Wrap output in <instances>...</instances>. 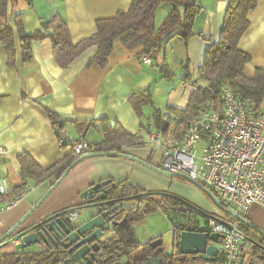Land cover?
<instances>
[{
  "label": "crops",
  "instance_id": "0c3cea01",
  "mask_svg": "<svg viewBox=\"0 0 264 264\" xmlns=\"http://www.w3.org/2000/svg\"><path fill=\"white\" fill-rule=\"evenodd\" d=\"M190 1L192 0H181V3L186 5ZM131 2L132 0H12L9 15L0 18V25L10 23L15 26L16 20L20 18L25 32L33 34L40 29L41 19H50L58 14L67 23L73 41L78 42L94 35L99 21L112 18L119 11L128 10ZM197 2L204 8V13L196 23V29L202 31V36H195L188 42L174 39L169 45L171 57L175 58L177 55L173 51H177L181 55L179 60L183 66L188 62V71L193 78L197 77L199 65L211 46L208 40L218 37L223 28L229 0ZM159 12H163L160 13L161 17ZM166 15V9L158 11V26ZM248 21L249 27L240 40L239 50L251 58L245 73L252 77L257 69H264V0H259L257 7L249 13ZM16 50L15 58L10 59L0 42V146L7 151L0 156V180H5L9 187L1 206L4 207L24 189L27 188L28 191L16 206L2 213L0 237L30 210L54 181L50 179L38 183L31 177L24 179L18 159L20 155L30 156L43 170L50 169L73 155V146L79 139H84L91 147L101 144L104 141V127L109 125L120 126L127 133L144 140L148 135V125L153 121L152 107L148 105L140 108L136 105L134 98L138 93L150 89L155 108L167 115L169 109L185 110L195 90L192 83L185 85L181 82L186 73V69L182 67L179 72L172 71L174 77L171 80L162 78L160 65L168 58V49H162L151 57L152 65H144L135 54L117 47L110 65L105 69L98 65L88 66L97 52L96 46L86 50L70 67L64 69L54 59L50 40L35 41L32 44V58L28 62L23 60L18 36ZM172 62L170 66L173 65ZM168 63L170 64L169 61ZM49 113L58 117V125L53 124ZM124 151L154 166H161L160 153L144 144ZM110 179L131 185V188L141 193H159L152 198L163 203H172L168 193L189 199V183L183 178H167L130 159L98 156L75 164L32 216L30 223L82 205L84 200L81 194L84 191L96 183ZM201 193H195L192 203L214 208L205 194ZM179 212L183 214L182 211ZM164 213L172 224L173 220L165 211ZM181 215L178 221H183ZM145 217L134 226L138 235L141 230L138 225L145 221ZM244 218L264 230L263 208L252 207ZM172 226L174 233V223ZM162 236V233H153L152 230L139 236L138 242L147 247L153 239ZM252 248L254 246L245 251L250 255ZM43 250V247L23 250L9 240L8 245L0 248V255H18L25 264H37L39 260L33 261L31 257L41 254Z\"/></svg>",
  "mask_w": 264,
  "mask_h": 264
},
{
  "label": "trees",
  "instance_id": "16d2710c",
  "mask_svg": "<svg viewBox=\"0 0 264 264\" xmlns=\"http://www.w3.org/2000/svg\"><path fill=\"white\" fill-rule=\"evenodd\" d=\"M11 1L0 0V18H6L9 15ZM258 2L259 0H229L223 28L218 37L208 40L211 46L199 65L197 77L193 78L187 65L182 67L186 69V73L181 82L185 85L192 83L195 86L185 110L169 109V113L165 115L155 108L150 89L136 95L134 98L136 105L140 108L148 105L152 107V123L156 130L163 131L167 137L173 136L176 140H182L186 129L201 111L208 108L210 104L216 108L221 107L222 92L225 88L231 89L240 98L248 101L256 110L261 109L264 104V69H257L254 76L248 77L245 69L251 58L239 50L240 40L249 27L248 15L257 7ZM161 8L167 10V15L158 26L156 16ZM203 13L204 8L197 0H192L186 5H183L181 0H132L128 10L119 11L114 17L99 21L96 33L78 42L73 41L67 23L58 14L50 19H41L40 29L33 34L25 32L20 18L16 20L15 26L10 23L1 24L0 42L9 58H15L18 36L23 60L28 62L32 58V44L35 41L50 40L54 59L63 69L70 67L86 50L96 46L97 52L90 59L88 66L98 65L105 69L110 65L111 57L117 47L139 58L153 57L174 39L188 42L195 36H202V31L196 29V23ZM160 72L165 80H171L174 77L167 59L160 65ZM49 117L53 124H59L58 117L54 113H49ZM103 131L104 141L92 147L91 152L126 154L124 148H137L144 144L141 138L127 133L117 125L106 126ZM80 157L73 153L47 170L39 167L28 155H20L18 159L24 179L31 177L38 183L53 179V185L73 164H76ZM119 184L118 192L122 196L141 193L125 183ZM206 197L213 203L208 196ZM151 198L141 200L137 208L130 210L131 220L142 221L146 214L162 208L173 220L175 230L178 229L174 235L177 247L180 233L187 229L183 225H192L202 231L194 222L178 221L181 214L177 205L180 203L176 205V200L172 199V203H163ZM219 211L227 218L231 217ZM241 229L246 235L264 244L263 236L243 224ZM263 256L264 252L254 247L246 264H264ZM18 257V255H0V264H19ZM31 259L39 260L37 264L45 262L42 254L33 255Z\"/></svg>",
  "mask_w": 264,
  "mask_h": 264
},
{
  "label": "built area",
  "instance_id": "2783aa9c",
  "mask_svg": "<svg viewBox=\"0 0 264 264\" xmlns=\"http://www.w3.org/2000/svg\"><path fill=\"white\" fill-rule=\"evenodd\" d=\"M140 60L144 65L153 63L151 57L144 56ZM222 100L220 108L210 104L201 111L186 129L182 140L167 137L150 123L148 139H144L143 143L160 153L161 169L184 174L202 183L228 208L244 217L254 206L264 209V104L256 110L229 88L223 90ZM200 143L203 145L199 146ZM73 149L80 157L90 153L92 147L84 139H79ZM6 152L0 146V156ZM27 191V188L24 189L2 207L1 202L9 187L5 180H0V225L2 213L16 206ZM185 211L196 213L192 208ZM69 215L75 219L78 213ZM222 220L229 227L208 216L204 219V232L223 236L219 238V253L215 261L205 264H239L244 251L253 247L238 219L231 216ZM10 241L16 247L22 245L21 240L15 237ZM247 260L245 258L243 264Z\"/></svg>",
  "mask_w": 264,
  "mask_h": 264
},
{
  "label": "water",
  "instance_id": "95a60500",
  "mask_svg": "<svg viewBox=\"0 0 264 264\" xmlns=\"http://www.w3.org/2000/svg\"><path fill=\"white\" fill-rule=\"evenodd\" d=\"M98 156H112L130 159L167 178H183L208 196L218 210L238 219L241 224L264 237V230L251 223L248 219L237 215L205 185L190 179L184 174L170 173L134 155L116 152H91L78 158L76 164L83 159ZM74 166L75 164L65 172L61 179L51 185L30 210L0 237V248L8 245L9 240L15 237L16 239L21 240L22 245L20 248L23 250L32 247H43L44 250L41 254L45 259L44 264H55L60 258H66V264H109L106 259L99 261L94 253L96 247H98L101 242L103 235L109 234L108 236L115 239L120 245V248L125 250L126 253L124 257H122L123 255H118L117 259H120L112 261L111 264H133V262L136 264L135 260L132 257L130 258V254L133 252L134 247L137 248L141 245L138 242L140 235H138L134 229L137 222L129 219L127 215L125 216V213L132 209L128 207L129 203L143 195L122 196L121 193L118 192L120 184L111 179L96 183L88 190L84 191L81 194V198L84 200L82 205L76 208L59 211L38 222L30 223L32 216L47 201L48 197L62 183ZM107 186H109L108 189H106ZM157 194L159 193H147V195L153 196H156ZM173 197L178 198L176 196ZM116 203L118 205L109 208L110 205ZM121 206H126L127 208H120ZM116 210L118 212L114 213ZM199 211L202 216H208L216 220L218 223L229 227V224L222 219L216 216H210L202 210ZM72 212H78L77 218L73 219L70 216H66ZM199 227L201 228V226ZM219 238H223V236L216 233L209 234L204 232L203 229L202 231H199L197 228H188L180 233L178 250L179 253L183 255H198L199 259L206 263L213 262L219 253ZM246 238L252 246L264 252V244L256 241L248 235H246ZM162 243L163 240L158 238L154 242H150L148 246L151 249H160ZM174 246L175 239L173 236L172 247ZM170 253L171 252H169V254ZM245 258V255L241 256L239 264H243ZM156 259L157 256L153 253L144 259L145 264H160L155 261ZM18 260H20L19 257L17 258V261ZM19 264H23V262H20Z\"/></svg>",
  "mask_w": 264,
  "mask_h": 264
},
{
  "label": "flooded vegetation",
  "instance_id": "af4514ba",
  "mask_svg": "<svg viewBox=\"0 0 264 264\" xmlns=\"http://www.w3.org/2000/svg\"><path fill=\"white\" fill-rule=\"evenodd\" d=\"M128 148H130V147H128ZM129 186L131 187V185H129ZM108 187L109 186H107L106 189H108ZM145 194L146 193H137V194L134 193L133 195H129V196H140V195H143V196H140V197H138V199L131 201L129 203L128 207L132 208V209L137 208L141 200L153 197V195H147V194L145 195ZM167 195L169 197H171L173 200H176V202H175L176 205L178 202L180 203V205L179 204L177 205L179 208L178 210L182 211L183 214H185L187 216H192V217H197L198 215H202L196 207L191 206V205H184V200L181 197H180L181 199H179V197L173 193H168ZM171 195L176 196L178 198H174ZM115 205H118V204L117 203L112 204L109 206V208H113ZM122 207H126V206H121L120 208H122ZM190 207L193 209V211L195 210L196 213L185 211L186 209H191ZM213 209H217V208L215 207ZM117 212L118 211L116 210L114 213H117ZM129 212H130V210L126 211L125 216L127 215L130 219L131 217L129 215L130 214ZM66 216H70V215L68 214ZM183 227H185L187 229L188 228H194V226H192V225H183ZM177 231H178V229L175 230V228H174V235L177 233ZM108 235L109 234L103 235L101 242L99 243L98 247H96V250L94 253H95V256L98 258L99 261H103L106 259L108 261V263L111 264L112 261H117L120 259V258L117 259L118 255H123L122 257H124V255L126 253H125V250H122L120 248V245L116 242V240L113 238H110ZM155 240L156 239H153L151 242H154ZM133 249L134 250L130 254V258L132 257L135 260L136 264H145L144 259L149 257L153 253H155L157 256V259L155 261L159 262L160 264H205L206 263L203 260H200L198 255H193V254L183 255V254L179 253L177 246H174V247H171L168 249L164 246L163 243H162V246L160 247V249L159 248L151 249L149 246L145 247L142 245L138 246L137 248L134 247ZM169 252H171V253L169 254ZM65 260H66V258H60L55 264H66ZM20 262H22V261H20ZM23 264H25V263L23 262ZM133 264H134V262H133Z\"/></svg>",
  "mask_w": 264,
  "mask_h": 264
},
{
  "label": "rangeland",
  "instance_id": "374dc122",
  "mask_svg": "<svg viewBox=\"0 0 264 264\" xmlns=\"http://www.w3.org/2000/svg\"><path fill=\"white\" fill-rule=\"evenodd\" d=\"M160 13H163V12H159V14H158L159 17H161ZM162 16H163V14H162ZM172 41L170 43H172ZM170 43L166 47L163 48V51H166V49H168L167 50V54H169V55H168V58L166 57L167 61L170 62L169 65H171V61H173L172 62L173 65L171 66L172 71L179 72L180 68L183 67V64L179 60L181 55L177 51H173V54L175 53L177 56L175 58L171 57L172 53H171V49H170V46H169ZM168 46H169V48H168ZM176 65H177V67H176ZM184 65L189 66L188 62H185ZM177 68H179V69H177ZM192 69H193V67H191V70ZM144 139H148V136L146 135ZM202 145H203V143L199 144V146H202ZM186 183H189L188 186H187L188 189H189V196L187 198H189V199L182 198L184 200V203H186L188 205H191V206H194L198 210H202V211L206 212L210 216H216V217H219L221 219L226 218V216L224 214H222L217 209H213V208H210V207L209 208L208 207H204V206H202V205H200L198 203H196V204L192 203V200L194 199L195 193H199V192L201 193V191L197 187H195L193 184L191 185V183L189 181L186 180ZM179 199H181V198L179 197ZM208 201H210V200L208 199ZM210 203L215 208V205L211 201H210ZM204 218L205 217H203L202 215H198L197 217L187 216L185 214L181 215V219L184 222H187V223H190V222L193 223L194 222L198 226H202L205 223L204 222ZM172 225H173V223L171 224L170 220L166 217L163 209L159 208L155 212H152L149 215H147L145 217V221L143 223L139 224L138 226H140V228H141L140 236H144V235L150 233V231H152V230H153V233H157V234L162 233L163 236L160 239L163 240L164 246L169 249V248L172 247L173 236H174V233H173V230H172V228H173ZM245 254H246V259H248L249 258V253L247 251H245Z\"/></svg>",
  "mask_w": 264,
  "mask_h": 264
}]
</instances>
